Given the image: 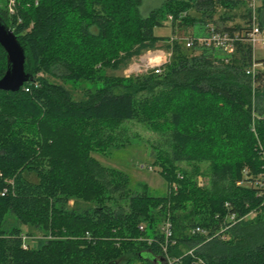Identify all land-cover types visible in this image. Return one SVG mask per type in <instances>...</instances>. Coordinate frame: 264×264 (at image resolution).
Listing matches in <instances>:
<instances>
[{
    "label": "trees",
    "instance_id": "obj_1",
    "mask_svg": "<svg viewBox=\"0 0 264 264\" xmlns=\"http://www.w3.org/2000/svg\"><path fill=\"white\" fill-rule=\"evenodd\" d=\"M14 1L16 14L6 0L0 17L25 50L31 81L18 93L0 91V264H165L167 220L173 264H264V198L238 186L252 182L246 170L264 172V71L254 87L247 42L230 56L197 42L209 26L244 31L223 24H249L248 5L167 0L143 14V0ZM257 14L264 29V0ZM170 17L174 37L157 36ZM187 39L195 40L191 48ZM161 49L171 57L159 74L103 75ZM7 68L0 45V79ZM55 79L103 85L75 100ZM130 122L158 136L152 157L167 184L164 196L145 185L134 191L124 172L94 157L130 143ZM252 212L225 239L215 237L228 214ZM24 227L43 233L35 247ZM197 227L209 236L193 234Z\"/></svg>",
    "mask_w": 264,
    "mask_h": 264
},
{
    "label": "rangeland",
    "instance_id": "obj_2",
    "mask_svg": "<svg viewBox=\"0 0 264 264\" xmlns=\"http://www.w3.org/2000/svg\"><path fill=\"white\" fill-rule=\"evenodd\" d=\"M165 1L167 0H143L142 13L148 14L153 9L160 7ZM0 2L4 5L6 0H0ZM224 13L225 10L219 8L214 17L215 21H217L219 24L222 22L220 17ZM223 25L228 27L241 25L242 27L246 28L248 26V22L246 20L237 18L234 21H230L228 23L226 22ZM193 33H197L196 29H192L190 31V34ZM156 35L160 37H174L171 21L165 22L164 28L157 29ZM159 45L164 46V43H160ZM255 57L256 59L264 60V49L256 48ZM165 58L169 59V52L165 50L161 49L157 51H150L141 57L134 59L127 68H124L118 72L107 70L105 73H103V75L108 77L123 78L145 75L151 72V70L145 69V66L149 60L156 59V61L160 63ZM54 81L64 84L72 92L75 100L85 98V95L88 91H96L103 85V82H66L60 79H55ZM126 127L128 128L126 138L130 140V143H126L127 145L125 147L113 151L109 156L95 154L94 157L98 159L104 166L124 172L129 177L130 186L134 191H142L145 185L154 195L164 196L167 192V184L160 174V168L153 166L154 158L152 157L153 145H156L158 136L137 122H130ZM181 166L184 167L185 164H182ZM198 184L200 187H206L208 182L205 178L200 177L198 179ZM82 205L88 206L86 204ZM75 207V202L72 201L69 205V208L72 209ZM24 232L26 235L28 232H32L34 234L32 237L26 236L27 245L29 243L30 247H35L37 245V241L44 237L41 231L34 229L30 230L28 227H24Z\"/></svg>",
    "mask_w": 264,
    "mask_h": 264
},
{
    "label": "built area",
    "instance_id": "obj_3",
    "mask_svg": "<svg viewBox=\"0 0 264 264\" xmlns=\"http://www.w3.org/2000/svg\"><path fill=\"white\" fill-rule=\"evenodd\" d=\"M213 2H244L248 5L251 13L252 18L250 23L245 28L244 31L241 33H236L235 35H231L228 32H217L214 27L209 26V33L206 36H202L197 39V42L200 46L206 45L210 46L213 45L215 48L221 50L222 52L226 53L227 55H234L236 53L237 44L239 42H247L253 48V61L252 65L247 68L246 74L248 77L252 79L253 86L256 85V79L259 72L264 71V60L256 59L255 57V49L262 48L264 49V29H262L258 22V14L257 10L258 7L261 5L262 0H211ZM10 14L14 15L17 11V3L14 0H9L8 6ZM172 17H170L169 21H172ZM186 47L191 48L195 40L194 39H187L186 40ZM171 57V53H169V59L165 58L160 63L153 62L149 60L145 69L154 71L155 73L159 74L161 72V68L163 65L169 62ZM228 61V60H226ZM28 91V89H27ZM261 156L264 160V151L262 145L259 143ZM245 178H250L252 182L245 184V183H238L239 187H248L259 191V196L264 198V172L257 177L251 176L250 171H245ZM232 207L228 203L226 204V209L230 210ZM261 208H264V199L261 204ZM256 212H252L246 216L239 217L236 213H230L226 216L225 221L223 222V227L221 231L218 232L215 237L221 236L222 239H225L226 236L224 235L225 232L232 229L234 226L249 221L254 218ZM143 230V228H141ZM162 234L165 239V243L161 244L162 251L165 254L166 261L165 264H173V261L169 258L168 248L169 246H174L176 244V240L174 239L173 234V224L170 220H167L163 226L161 227ZM193 234H201L206 237L209 236V232L203 228L197 227L192 232ZM212 237H209L211 239ZM194 251H189L188 254L192 255ZM175 262H179V259H175Z\"/></svg>",
    "mask_w": 264,
    "mask_h": 264
},
{
    "label": "water",
    "instance_id": "obj_4",
    "mask_svg": "<svg viewBox=\"0 0 264 264\" xmlns=\"http://www.w3.org/2000/svg\"><path fill=\"white\" fill-rule=\"evenodd\" d=\"M0 45L7 54L8 68L0 79V91L18 93L31 81L26 73V54L15 33L0 17Z\"/></svg>",
    "mask_w": 264,
    "mask_h": 264
},
{
    "label": "bare ground",
    "instance_id": "obj_5",
    "mask_svg": "<svg viewBox=\"0 0 264 264\" xmlns=\"http://www.w3.org/2000/svg\"><path fill=\"white\" fill-rule=\"evenodd\" d=\"M151 61H153V62H157L156 59H152Z\"/></svg>",
    "mask_w": 264,
    "mask_h": 264
}]
</instances>
